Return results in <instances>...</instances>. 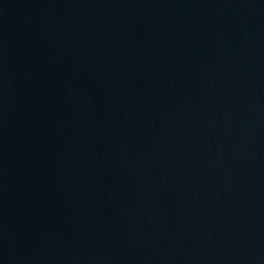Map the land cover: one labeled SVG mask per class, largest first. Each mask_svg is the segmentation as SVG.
Here are the masks:
<instances>
[{
  "label": "water",
  "instance_id": "1",
  "mask_svg": "<svg viewBox=\"0 0 264 264\" xmlns=\"http://www.w3.org/2000/svg\"><path fill=\"white\" fill-rule=\"evenodd\" d=\"M0 264H264V0H0Z\"/></svg>",
  "mask_w": 264,
  "mask_h": 264
}]
</instances>
